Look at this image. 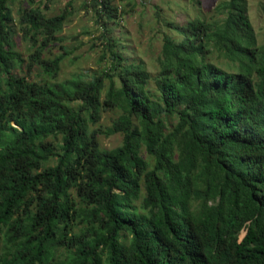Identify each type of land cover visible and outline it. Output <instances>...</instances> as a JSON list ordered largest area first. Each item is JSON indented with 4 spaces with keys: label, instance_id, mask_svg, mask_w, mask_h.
<instances>
[{
    "label": "trees",
    "instance_id": "16d2710c",
    "mask_svg": "<svg viewBox=\"0 0 264 264\" xmlns=\"http://www.w3.org/2000/svg\"><path fill=\"white\" fill-rule=\"evenodd\" d=\"M14 2L0 0V264H264V44L249 0L165 20L155 74L123 5L89 0L105 67L70 78L71 2L49 16L24 0L17 18Z\"/></svg>",
    "mask_w": 264,
    "mask_h": 264
},
{
    "label": "rangeland",
    "instance_id": "374dc122",
    "mask_svg": "<svg viewBox=\"0 0 264 264\" xmlns=\"http://www.w3.org/2000/svg\"><path fill=\"white\" fill-rule=\"evenodd\" d=\"M220 1L222 0H116L117 4L123 5L128 11L125 13L121 28L126 31L130 39L132 37L134 42L140 45L143 58L153 74L156 73V58L163 43L158 31L165 29L164 21L175 19L184 21L187 17L192 18L197 15L211 18ZM69 2H71L72 15L69 16L60 35L64 38L63 44L67 45L72 53L62 64V78H70L75 71L89 72L105 67L102 63L103 47L101 41L97 39L99 32L95 30L94 11L92 7L87 6L89 0H44L42 6L48 5L44 10L49 16H53L61 14L68 7ZM133 2H135L134 9L131 6ZM22 3L24 4V0L14 2L13 10L16 18ZM249 8L258 41L264 44V0H249ZM158 11L163 21H157ZM88 31H92V34ZM22 35L20 32L16 37L17 47L20 51L26 52L28 43ZM111 116H113L112 112H104L101 119L103 125L110 124ZM101 141L107 147L117 146L121 143L122 137L119 134L101 137Z\"/></svg>",
    "mask_w": 264,
    "mask_h": 264
}]
</instances>
